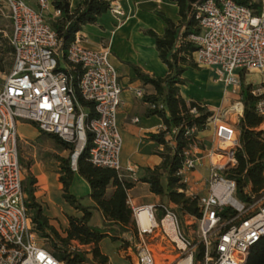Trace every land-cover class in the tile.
<instances>
[{
    "label": "built area",
    "instance_id": "built-area-1",
    "mask_svg": "<svg viewBox=\"0 0 264 264\" xmlns=\"http://www.w3.org/2000/svg\"><path fill=\"white\" fill-rule=\"evenodd\" d=\"M33 1L37 8L23 0H0L9 13L13 54L11 71L0 87V264H60L38 244L24 205L19 122L33 124L39 132L68 144L73 172L88 148L93 166L122 174V139L116 123L122 87L109 49H88L76 33L63 51L62 41L49 23L60 17V11L52 9L48 20L44 15L50 9L48 1ZM192 8L199 28L198 35L188 37L196 47L195 63L198 68L215 69L232 93L239 95L241 73L264 75V6L255 13L233 0H203ZM108 12L119 21L124 17L117 3L110 4ZM251 94L258 98L256 114L264 118V87L253 88ZM78 96L91 108L83 106ZM238 98L229 111L212 116L207 124L214 123L216 146L206 153L207 193L197 197L201 214L198 240L184 233L179 216L170 207L131 205L139 241L133 264H157L148 238L171 245L176 256L172 264H246L251 248L264 237V189L252 194L249 202H241L236 199L235 181L227 177L236 168L240 144L226 115L235 120L242 117L243 104ZM195 151L193 146L184 153L182 166L175 173L185 185L190 182L188 174L200 166ZM125 172L127 179L138 182L136 168ZM141 213L149 223L147 228L141 227Z\"/></svg>",
    "mask_w": 264,
    "mask_h": 264
},
{
    "label": "trees",
    "instance_id": "trees-1",
    "mask_svg": "<svg viewBox=\"0 0 264 264\" xmlns=\"http://www.w3.org/2000/svg\"><path fill=\"white\" fill-rule=\"evenodd\" d=\"M172 1L178 7L180 23L174 25L169 19L158 14L166 25L165 31L162 36L149 32L155 41L159 59L167 67V75L164 78H150L133 68L136 77L144 85H150L155 90L154 96H144V101L150 106L148 113L157 115L163 121V129L149 136L163 148L157 152L162 162L152 170L145 169L138 182L147 184L151 194L175 206L181 218L188 216L199 220L201 214L198 198L192 199L185 195L186 185L181 183L175 173L182 166L184 153L191 147L199 145L196 134L207 128L212 117V113L206 107L193 101L186 102L179 95V87L186 82L182 78L185 71L198 67L194 60L196 47L188 37L199 34L192 4L201 3L203 0ZM233 1L251 8L255 13H259L262 8L261 3H254L252 0ZM51 6L61 13L59 18L49 23L61 39L65 51L73 42L75 34L81 32L85 26L95 24L98 18L109 10L110 3L105 0H80L72 9L70 0H51ZM6 51L12 53V48ZM0 72H3L2 68ZM240 81L239 96L243 104V114L237 125L240 148L236 153V168L229 171L227 177L236 183V199L249 202L252 194L264 189V131L258 130L264 124V118L255 112L258 98L251 94L253 88L244 84L242 73ZM79 100L83 106L91 108L90 104ZM193 108L196 110L195 114L191 113ZM174 129L176 132L173 134ZM44 135L54 141L61 150L69 151L71 154L72 148L57 136ZM60 163L59 180L63 185V199L80 212L81 216L69 217L65 237H62L49 225L40 206L35 203L32 188L34 182L28 178L23 189L27 195L24 205L32 220L33 231L60 264H107L108 259L102 255L99 248L101 241L109 239L113 243H126L127 240L122 238V235L135 232L132 211L127 204V194L134 187V183L124 174L119 176L112 169L93 166L86 148L78 158L76 169V173L90 188L88 197L93 207H84L68 191L74 175L69 157L60 159ZM162 206H165L163 202L157 205L158 208ZM93 209L99 210L102 214V229L90 226ZM72 241L80 246H90L91 252L85 254L72 249ZM246 264H264V237L251 248Z\"/></svg>",
    "mask_w": 264,
    "mask_h": 264
},
{
    "label": "crops",
    "instance_id": "crops-1",
    "mask_svg": "<svg viewBox=\"0 0 264 264\" xmlns=\"http://www.w3.org/2000/svg\"><path fill=\"white\" fill-rule=\"evenodd\" d=\"M47 1L52 10L51 0ZM105 1L120 5L124 13L122 21L117 20L107 11L98 18L95 24L85 26L81 32H78V35L82 39L83 46L88 49L98 50L103 46L109 49L110 62L118 73L119 84L122 87V105L116 116V123L122 139L120 151L122 174L127 178L125 170L129 167L136 168L137 178L139 179L144 175L145 169L152 170L162 162L157 152L162 151L163 148L152 141L149 136L157 134L163 129V121L157 115L148 113L150 106L144 101V96H154L156 93L153 87L144 85L136 77L133 68L138 69L150 78H164L167 75V67L159 59L155 41L149 35V32L157 36L163 35L166 25L158 14L169 19L174 25H178L181 18L178 7L172 0ZM79 3L80 0H70L72 9ZM33 8H37L36 3ZM246 77L247 75H244V84L252 86L248 83ZM182 78L186 82L179 87V95L186 102L199 103L201 106L206 107L213 117H217L220 113L222 114L232 107V89L226 86L223 80L218 77L215 69L203 68L197 70V68H188ZM137 92H141L142 95L138 96ZM234 96L238 101L240 96L235 94ZM239 119L237 122H239ZM233 124L237 130L236 124ZM214 130V123H212L207 125L204 131L196 134L199 145L194 147H196V158L200 159V166H197L194 171L188 174L190 182L186 185L185 195L189 198H191V194L197 198L207 193L206 185L204 187L202 185L207 182L209 176V162L206 153L216 146ZM17 133L20 141L22 138L26 140L38 139L44 135L34 125H26L24 122L22 124L21 122L18 123ZM24 144H27V142L24 141ZM56 147L58 146L56 145ZM20 157L19 154V161L24 174L22 182L23 201L25 202L27 199V195L23 190L24 183L29 178L34 182L32 188L35 203L40 206L42 214L48 219L49 225L62 237H65L69 217L81 216L80 212L76 211L63 199V185L59 180L60 159L67 158L54 155L50 159L34 160L23 164ZM198 181L202 184H197ZM68 191L70 195L80 201L82 206L93 207V203L88 197L90 194L89 185L76 171ZM160 202L163 201L151 194L148 185L141 182L135 183L127 194L129 207L131 205L150 204L157 206ZM168 207L171 208V206ZM92 213L90 226L102 229L103 218L101 212L93 209ZM192 218L185 217L187 221L192 220ZM134 230L137 237L135 226ZM36 238L39 239L37 235ZM39 241L41 240L39 239ZM39 241L37 240L38 244L43 247V241L41 243ZM107 241L108 239L102 240L99 248L102 255L107 257V264H113L107 256V252L102 249V245ZM75 247L86 248L87 254L90 251V246H80L77 242L72 241L71 248L75 249Z\"/></svg>",
    "mask_w": 264,
    "mask_h": 264
},
{
    "label": "rangeland",
    "instance_id": "rangeland-1",
    "mask_svg": "<svg viewBox=\"0 0 264 264\" xmlns=\"http://www.w3.org/2000/svg\"><path fill=\"white\" fill-rule=\"evenodd\" d=\"M25 3H27L30 7H33L35 5V2L33 0H23ZM254 3H261L262 6H264V0H252ZM45 17L49 20V18L52 15L51 9L44 13ZM11 33V22L9 19V13L5 6L0 4V68L3 69V72H0V87L3 85L5 78L8 76V74L11 71V66L13 64V54L11 52L6 51L7 49H10V38ZM203 68H198L197 70H200ZM243 75H247L246 79L249 84H251L252 88H257L262 85H264V75H261L257 72H249V73H242ZM232 103L233 106L234 103L237 102L236 97L232 93ZM229 111V110H228ZM227 112V111H226ZM229 113V112H228ZM221 115V113L219 114ZM226 118L231 120L233 123L238 125L237 120H235V117L227 114ZM26 125L29 123L24 122ZM22 124V122H21ZM37 129V128H36ZM259 131H264V124H262L259 129ZM43 135V134H42ZM24 141L27 142V144H24ZM18 150L20 154V159L23 162V164H27L29 162H32L34 160H46L52 158L54 155L62 156L63 158L70 157L69 151H62L56 145L54 142L50 139H48L46 136H41L38 139L33 140H26L25 138H22V140H19L18 144ZM24 176V174H23ZM201 182H197V184H200ZM202 184V183H201ZM207 185L205 182L202 187ZM165 205L171 206V208L176 212V214L180 218V223L182 230L186 235H188L192 240L197 241L198 235V223L196 219H190L187 221L184 218H181L180 213L177 211L175 206L172 204H168L165 199L162 200ZM122 238L127 240V242H117L113 243L109 239L108 241L102 245V249L107 252V256L112 261L113 264H133L132 259L134 258L135 251L138 245V239L135 235V232L125 234ZM39 241V239H37ZM41 243V241H39ZM147 243L150 245V249L152 250L154 257L156 259L157 264H172L176 260V256L173 253V249L171 245H168L166 242L161 241L158 239H152L148 238ZM46 249V245L43 246ZM47 250V249H46ZM75 250H79L82 253L87 254V249L85 248H77L75 247ZM89 253L91 252V247L89 248ZM88 253V254H89ZM118 253V254H117ZM120 257V259H119Z\"/></svg>",
    "mask_w": 264,
    "mask_h": 264
},
{
    "label": "bare ground",
    "instance_id": "bare-ground-1",
    "mask_svg": "<svg viewBox=\"0 0 264 264\" xmlns=\"http://www.w3.org/2000/svg\"><path fill=\"white\" fill-rule=\"evenodd\" d=\"M236 110H239V107H236ZM139 219H140V224H141V227L142 228H147L149 223L146 219V216L144 213H141L140 216H139Z\"/></svg>",
    "mask_w": 264,
    "mask_h": 264
}]
</instances>
